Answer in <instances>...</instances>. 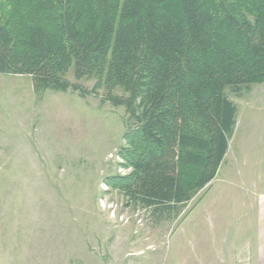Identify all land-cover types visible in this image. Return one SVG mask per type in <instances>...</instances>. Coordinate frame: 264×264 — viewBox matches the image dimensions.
Masks as SVG:
<instances>
[{
    "label": "trees",
    "instance_id": "trees-1",
    "mask_svg": "<svg viewBox=\"0 0 264 264\" xmlns=\"http://www.w3.org/2000/svg\"><path fill=\"white\" fill-rule=\"evenodd\" d=\"M0 74L124 107L130 172L107 183L162 216L216 178L237 124L227 89L264 84V0H0Z\"/></svg>",
    "mask_w": 264,
    "mask_h": 264
},
{
    "label": "rangeland",
    "instance_id": "rangeland-1",
    "mask_svg": "<svg viewBox=\"0 0 264 264\" xmlns=\"http://www.w3.org/2000/svg\"><path fill=\"white\" fill-rule=\"evenodd\" d=\"M66 78L96 84L74 70ZM226 93L237 128L216 178L157 216L107 183L130 172L120 156L124 107L103 103L104 90L37 93L32 77L0 74V264H246L264 192V124L253 121L264 119V101Z\"/></svg>",
    "mask_w": 264,
    "mask_h": 264
},
{
    "label": "crops",
    "instance_id": "crops-1",
    "mask_svg": "<svg viewBox=\"0 0 264 264\" xmlns=\"http://www.w3.org/2000/svg\"><path fill=\"white\" fill-rule=\"evenodd\" d=\"M257 86L259 87L260 90L255 91L251 87L249 94L252 95V101L254 102L253 104H255L256 107L260 108L261 106H263V101H264V85H257ZM235 106L237 107L236 104ZM237 113H238V107H237ZM253 121L255 123L258 122L260 125L264 124V119L261 118L254 119ZM236 128H237V124L235 127V132H236ZM235 132H234V136H235ZM229 152H230V142H229V149L227 155L229 154ZM260 156H264L263 150H261ZM260 163H262L264 166V160H261ZM263 170L261 171L264 172ZM255 204L257 205L258 210L255 213V215L251 214V221L256 222V228H254V231L253 230L249 231V234L247 235L248 240L245 241V246H248L246 251L247 256L245 257L246 264H264V192L260 193L259 196L255 198Z\"/></svg>",
    "mask_w": 264,
    "mask_h": 264
}]
</instances>
